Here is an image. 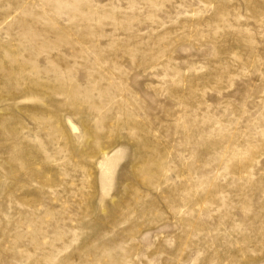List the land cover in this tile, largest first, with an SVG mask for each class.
Returning a JSON list of instances; mask_svg holds the SVG:
<instances>
[{"label":"rangeland","instance_id":"1","mask_svg":"<svg viewBox=\"0 0 264 264\" xmlns=\"http://www.w3.org/2000/svg\"><path fill=\"white\" fill-rule=\"evenodd\" d=\"M0 264H264V0H0Z\"/></svg>","mask_w":264,"mask_h":264}]
</instances>
